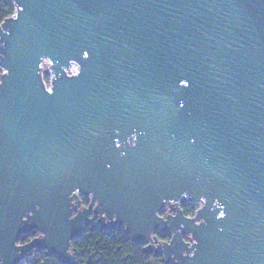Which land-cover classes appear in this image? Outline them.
Masks as SVG:
<instances>
[{
    "label": "water",
    "instance_id": "water-1",
    "mask_svg": "<svg viewBox=\"0 0 264 264\" xmlns=\"http://www.w3.org/2000/svg\"><path fill=\"white\" fill-rule=\"evenodd\" d=\"M11 1L0 264H72L94 218L165 263L264 264V0Z\"/></svg>",
    "mask_w": 264,
    "mask_h": 264
},
{
    "label": "trees",
    "instance_id": "trees-1",
    "mask_svg": "<svg viewBox=\"0 0 264 264\" xmlns=\"http://www.w3.org/2000/svg\"><path fill=\"white\" fill-rule=\"evenodd\" d=\"M13 11L11 0H0V22L12 15ZM182 210L185 215H189L192 206L186 203L182 206ZM35 235V231L22 235L19 242L24 243ZM141 247L140 244H135L129 239L122 227L104 232L94 225L86 227L82 235L72 241V264H164L159 257L144 255ZM29 260L31 264H61L54 255H46L38 250L32 252Z\"/></svg>",
    "mask_w": 264,
    "mask_h": 264
},
{
    "label": "flooded vegetation",
    "instance_id": "flooded-vegetation-1",
    "mask_svg": "<svg viewBox=\"0 0 264 264\" xmlns=\"http://www.w3.org/2000/svg\"><path fill=\"white\" fill-rule=\"evenodd\" d=\"M81 203H82V206H88V204H89V198L88 197H81ZM185 205V204H184ZM184 205H182V206H184ZM182 206H181V210H182ZM162 213H164V214H167V211L166 210H164ZM163 214V215H164ZM92 216V215H91ZM94 225H97L96 224V218H94L93 219V222L91 223V224H89V226H87V227H91V226H94ZM98 226V225H97ZM99 227V226H98ZM152 238L154 239V240H156V241H163V242H165V241H168L169 239H170V234L169 233H163L162 231H160V230H158V231H155L153 234H152ZM150 256H152V255H150ZM154 257V256H153ZM155 257H159V259H161L162 260V262L164 263V264H169V263H165L164 261H163V259H162V257H160V256H155Z\"/></svg>",
    "mask_w": 264,
    "mask_h": 264
},
{
    "label": "built area",
    "instance_id": "built-area-1",
    "mask_svg": "<svg viewBox=\"0 0 264 264\" xmlns=\"http://www.w3.org/2000/svg\"><path fill=\"white\" fill-rule=\"evenodd\" d=\"M75 72V69H74V67H72V68H70L68 71H67V73L68 74H72V73H74ZM191 206H192V211H191V213H189V215L190 216H193L194 215V213L197 211V207H198V204L196 205V204H190ZM164 210H166V208H164ZM163 210V211H164ZM168 212V211H167ZM166 215V214H165ZM18 264H31V261L29 260V259H22Z\"/></svg>",
    "mask_w": 264,
    "mask_h": 264
},
{
    "label": "rangeland",
    "instance_id": "rangeland-1",
    "mask_svg": "<svg viewBox=\"0 0 264 264\" xmlns=\"http://www.w3.org/2000/svg\"><path fill=\"white\" fill-rule=\"evenodd\" d=\"M44 67H45V65H44ZM44 72H45V71H44ZM44 72H43V81H44L46 87H48V86H49V74H48L47 72H46L47 74H46V73L44 74ZM163 214H164V213H160V215L164 217L165 214H164V215H163ZM188 216H190V215H188ZM30 239H31V238H30ZM30 239H29V240H30ZM26 242H27V241H26ZM19 243H20V242H19ZM24 243H25V242H24ZM21 244H22V243H21ZM70 250H71V248H70ZM31 254H32V253H31ZM31 254H30V255H31ZM30 255L24 257L23 259H29Z\"/></svg>",
    "mask_w": 264,
    "mask_h": 264
},
{
    "label": "snow or ice",
    "instance_id": "snow-or-ice-1",
    "mask_svg": "<svg viewBox=\"0 0 264 264\" xmlns=\"http://www.w3.org/2000/svg\"><path fill=\"white\" fill-rule=\"evenodd\" d=\"M84 55H85V56H87V55H88V53H87V52H85V53H84ZM5 75H7V73H5ZM181 107H183V105H181ZM194 142H195V141H193V143H194ZM117 146H119V145H117ZM223 215H224V213H221V216H223Z\"/></svg>",
    "mask_w": 264,
    "mask_h": 264
}]
</instances>
